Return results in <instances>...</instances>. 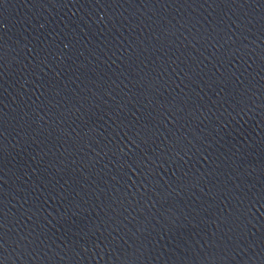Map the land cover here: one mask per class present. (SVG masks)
I'll return each instance as SVG.
<instances>
[{
	"label": "water",
	"instance_id": "1",
	"mask_svg": "<svg viewBox=\"0 0 264 264\" xmlns=\"http://www.w3.org/2000/svg\"><path fill=\"white\" fill-rule=\"evenodd\" d=\"M0 264H264V0H0Z\"/></svg>",
	"mask_w": 264,
	"mask_h": 264
}]
</instances>
